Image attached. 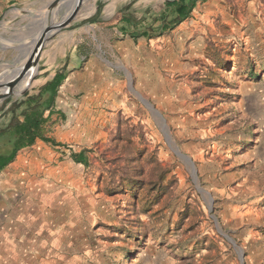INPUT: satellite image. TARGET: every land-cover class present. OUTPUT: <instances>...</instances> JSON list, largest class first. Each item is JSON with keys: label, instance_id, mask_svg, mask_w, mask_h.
<instances>
[{"label": "rangeland", "instance_id": "obj_1", "mask_svg": "<svg viewBox=\"0 0 264 264\" xmlns=\"http://www.w3.org/2000/svg\"><path fill=\"white\" fill-rule=\"evenodd\" d=\"M52 1L0 0V72L16 47L29 54ZM95 1L84 3L68 29L48 37L39 72L20 100L67 68L71 56H94L98 40L107 46L118 41L101 29L111 13L128 10L139 24L159 29L155 20L167 8L155 0H110L87 23L92 10L86 5ZM60 10L54 21L65 8ZM185 25L193 32L186 47L189 70L173 77L170 121L143 95L120 57L98 61L76 84L86 94L99 93L108 79L109 103L101 110L113 117L80 113L74 103L81 94L67 92L64 116L54 114L48 134L62 146L40 141L0 174V264H264V0H200ZM72 66L84 67L80 61ZM128 75L193 162L212 211L190 166L130 91ZM9 107L0 105V129L12 119ZM117 135L122 147L112 150ZM125 147L142 170L134 187L117 188L116 167L101 155L119 159ZM82 150L90 151L88 168L71 159Z\"/></svg>", "mask_w": 264, "mask_h": 264}, {"label": "crops", "instance_id": "obj_2", "mask_svg": "<svg viewBox=\"0 0 264 264\" xmlns=\"http://www.w3.org/2000/svg\"><path fill=\"white\" fill-rule=\"evenodd\" d=\"M111 17L112 18L108 20L107 27H101V29L103 31H111L118 41L112 42V45L107 46L103 41L98 40L97 42L100 44L99 53L94 56L93 54L89 55L87 53L85 56L70 57L69 62L66 63L68 76L60 89L56 110L61 111V104L63 103L65 94L67 92H74L76 94H81L79 97L80 101L74 103V107L78 108L80 113L96 112L100 113L101 119H111L114 114L101 110L103 106L109 103L108 79L104 81V84L100 85L99 93L96 89L95 93L92 94H86L81 90L80 85L76 83L89 77L88 70L94 66L95 62L99 61L104 65L109 64L107 60H114L115 57L118 56L120 57L119 59L123 61L126 68L131 72L134 80L140 83L137 87L143 95L149 96L170 121V105L173 101H176L173 93V77L176 74L185 75L189 70L186 47L193 36V32L185 25L189 18L181 23L175 30L164 32L161 36H156L161 30V25H159V29H157L156 26L154 29L148 28L149 36L152 37L134 38L135 31L133 27L139 24V22H136L132 18L130 11H115L111 14ZM110 21H113L114 24L111 25ZM126 23H130V25L127 26ZM109 49L113 55L110 54ZM191 50L193 51V49ZM79 61L80 65L83 64L84 67L78 70L72 65L78 64ZM142 65L146 66L143 71L140 69ZM104 71L108 73V70L105 69ZM100 73H103L102 69ZM146 88L152 89L153 92H145ZM177 103L182 104L181 101H177ZM40 143L42 142L38 141L36 144L39 145ZM12 246H10V249H12ZM10 256H12V254H10Z\"/></svg>", "mask_w": 264, "mask_h": 264}, {"label": "trees", "instance_id": "obj_3", "mask_svg": "<svg viewBox=\"0 0 264 264\" xmlns=\"http://www.w3.org/2000/svg\"><path fill=\"white\" fill-rule=\"evenodd\" d=\"M198 1L175 0L173 2H166V11L155 20L156 24L161 25V30L156 36H161L164 32L175 30L181 23L187 20L194 11ZM126 24L127 26L130 25V23ZM133 28L135 31L134 38L152 37L149 36L148 28L143 23L136 24ZM66 69L58 70L50 80L39 88L36 94L25 100L14 102L7 109V113H11L13 116L10 123L0 129V174L15 161L17 155L22 150L32 147L37 141H42L55 147L62 146L48 134L52 129L54 114L64 116L61 111L56 110V106L60 89L68 76ZM131 127L136 129L134 126ZM119 136L117 135L115 141L110 142L112 150L122 147L121 143H119L122 141L119 139ZM89 152V150L72 152L71 159L76 164L88 168L91 165L88 157ZM101 160L108 165H115L116 168L112 171V175H114V178L118 176L121 178L118 184L115 183L117 188H124L125 185L132 188L139 182L137 172L142 170V166L138 164L139 160L128 147H125L124 154L119 159L111 160V157L101 155ZM123 162L124 165L120 167ZM120 172H122V176H120ZM124 177H126L125 182L123 180Z\"/></svg>", "mask_w": 264, "mask_h": 264}, {"label": "water", "instance_id": "obj_4", "mask_svg": "<svg viewBox=\"0 0 264 264\" xmlns=\"http://www.w3.org/2000/svg\"><path fill=\"white\" fill-rule=\"evenodd\" d=\"M84 1L86 0H53L49 4L48 10L44 14V24L37 33L33 42L31 43L29 54L24 55L22 52H20L21 47H16V51L18 52L17 55L11 61L7 62L2 66V70L0 72V105L5 104L7 106H10L14 102H17L18 100L23 98V96L26 94L29 87L31 86L32 82L34 81L37 73L39 72L38 61L48 37H52L62 31H65L72 25V23L76 22V17L79 14ZM155 1H162L166 3L173 2L175 0ZM109 2L110 0H96L94 10L85 15V18H89L87 23H90L92 21L91 18L95 16L96 12L100 10L103 5H105V3L109 4ZM71 7L72 13L70 14V16L65 17L68 8ZM61 8H65V12L61 15L58 21H54L55 18L59 16L60 12L62 11L60 10ZM49 31H52L53 35L49 36ZM128 78L130 84V91L138 97V99L145 105L148 110H150L154 118L160 123L162 131L170 147L188 166H190L194 181L197 185V189L201 194L208 196V207L209 210L212 211L213 200L210 194L199 185L197 171L193 162L186 155L182 154L179 149L174 145V142L172 141L170 135V129L166 125L161 113L157 111L149 101L144 99L140 94H138L134 90L130 75H128ZM218 230L220 234H222L229 242H231L235 247H237L234 240H232L220 228H218ZM238 252L242 260L243 252L240 248H238Z\"/></svg>", "mask_w": 264, "mask_h": 264}, {"label": "bare ground", "instance_id": "obj_5", "mask_svg": "<svg viewBox=\"0 0 264 264\" xmlns=\"http://www.w3.org/2000/svg\"><path fill=\"white\" fill-rule=\"evenodd\" d=\"M86 1H88V0H86ZM86 1H84V3L86 2ZM84 3H83V5H84ZM95 3H91L90 5H86V7L88 8H90L91 10H94V8H95V5H94ZM83 5H82V7H83ZM64 11V10H63ZM65 12V11H64ZM72 13V7L71 8H68V11L66 12V14H65V17H68V16H70V14ZM63 14V13H62ZM61 14V15H62ZM50 33H49V36H51V35H53V33H52V31H49ZM3 48V47H2Z\"/></svg>", "mask_w": 264, "mask_h": 264}]
</instances>
